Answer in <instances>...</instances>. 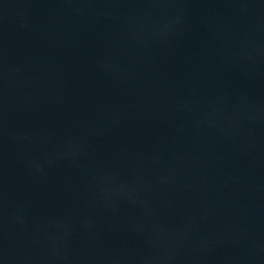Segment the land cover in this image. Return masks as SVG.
Instances as JSON below:
<instances>
[{"label": "water", "instance_id": "water-1", "mask_svg": "<svg viewBox=\"0 0 264 264\" xmlns=\"http://www.w3.org/2000/svg\"><path fill=\"white\" fill-rule=\"evenodd\" d=\"M0 264H264V0H0Z\"/></svg>", "mask_w": 264, "mask_h": 264}]
</instances>
